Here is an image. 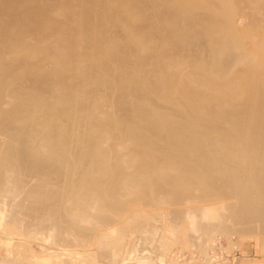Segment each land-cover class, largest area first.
I'll return each mask as SVG.
<instances>
[{
  "label": "bare ground",
  "instance_id": "bare-ground-1",
  "mask_svg": "<svg viewBox=\"0 0 264 264\" xmlns=\"http://www.w3.org/2000/svg\"><path fill=\"white\" fill-rule=\"evenodd\" d=\"M0 117L11 120L0 124V140H9L0 141L1 224L8 202L12 213L47 216L58 248L59 235L75 230L51 216H83L70 223L82 245L97 206L122 202L115 216L136 203L186 201L208 204L182 212L202 247L221 229L256 234L264 229V0H0ZM18 167L71 177L70 198L47 199L46 178L26 190L37 203L21 199ZM124 199L131 209L118 210ZM74 247L60 255L80 260Z\"/></svg>",
  "mask_w": 264,
  "mask_h": 264
},
{
  "label": "rangeland",
  "instance_id": "rangeland-1",
  "mask_svg": "<svg viewBox=\"0 0 264 264\" xmlns=\"http://www.w3.org/2000/svg\"><path fill=\"white\" fill-rule=\"evenodd\" d=\"M240 16L241 13H239L238 24L240 22ZM2 19H5V17H2ZM29 29L30 28H26L25 31L29 32ZM9 121L11 120L0 117L1 125L7 126L10 124L8 123ZM3 137H5V135ZM0 138H2V135ZM5 140L9 142L8 138H5ZM5 140L3 138V141H0L5 142ZM19 144L20 143L17 141L12 142V145H15L14 148L16 149L17 147L18 151L20 148V151H24L25 149V152H28L30 149L28 153L36 152L34 148L37 145L34 146L33 143H30V145L21 144L22 146H19ZM21 147H23V149ZM148 165L150 164L142 166L140 170L144 168L146 174L152 172ZM4 170L5 169L1 171ZM19 170V173L17 171L16 174L18 173L20 179H18V176H15L14 180L22 189L23 196L21 195V199L26 196L23 200L28 198V202H30V199L32 202L35 200L33 203L36 201L38 202L40 197H34L35 199L30 197L28 195L30 192L29 189L32 190L35 186L37 188V185L40 187L41 185L44 186V184L47 185L48 182L50 185H47V188L46 186L41 187L50 190L46 194L47 199H51L52 196L50 195H53L57 191V195L55 194V196L60 195L61 197V195H64L70 198V194L66 195V192L70 193L72 188V184L70 183L72 180L71 177H64L65 180L64 178H60V176H56V174H51L47 177L45 172L38 170H31V175L28 174L25 176L24 174H27L29 170L24 174H20V172L23 173L21 168H19ZM25 171L26 169L24 172ZM110 172L118 173V171L114 169L109 170V173ZM142 172L143 171H140V174H144V172ZM21 175L23 177H21ZM46 178H49L48 182ZM51 178L54 179V183ZM19 181L23 182L19 183ZM43 181H46L47 184ZM64 181H67V183ZM27 183L29 186L25 189ZM2 185L3 184L0 181V197L1 191L3 190ZM64 186L65 188L61 190ZM53 187H56V190ZM52 189H54V191ZM26 190H28V193ZM130 199L132 200L133 197H130ZM125 201H127V203ZM125 201L123 202L128 205L124 204V208L122 207L121 209L120 207L123 203H115L116 201L112 200L114 206H108V208L104 205L102 208L101 206H97L98 208L96 207L97 209L95 208V210L92 211L91 223H89L88 220H86V222L88 221L87 223H84V226L88 231L87 237L90 236L88 240L85 241L87 244H76V238L79 236V232L76 229L70 228V223L80 222V219L83 216L67 211L63 212L61 216H51L55 219L51 222L54 223L53 225L58 224L57 219L63 221L62 230H65L64 232H72L75 230L74 233L72 232V235H59L62 245H59L60 247L58 246V248L57 246H52L48 242L50 227L47 225V216H30L32 215L31 212L19 207L16 208L17 210L15 213H12V206L9 202L7 204L3 201L6 203L7 211L10 212V219L2 224L0 223V264H212L208 254L212 249L218 246L225 252H233L236 254L235 264H264V229H258L256 234L249 236L239 233L237 234L236 232L229 234L224 229H221L215 232L213 236L207 235L206 238L208 239V243L206 246H201L199 236L201 234H196L192 231L186 216L182 215L184 214L182 212L192 207L208 206L207 203H197L196 205L191 202L180 201L176 203V205L170 204L171 206L162 203V205L155 203V205H147L146 207L136 203L137 207L135 204L133 207L131 205L133 203H130L129 200ZM181 202H183V205ZM81 203L87 205L85 201H81ZM118 204H121L119 208H117ZM115 205L118 210L123 209L124 211L125 208L129 209V206H132L131 208L133 209L130 208L131 210L127 213L115 214L114 216L112 213L113 211L115 212V210H113ZM65 206L66 202H63L64 209ZM117 209L116 211H118ZM127 209L125 210L127 211ZM167 210L172 212L167 214ZM177 211L180 214L179 217ZM174 212H176L175 215H173ZM219 216H221V220L224 221L229 215L228 212H222ZM259 216H264V214H259ZM40 219H42L43 222L41 225H39ZM105 222L106 227L103 226L105 225ZM73 247L82 253L83 256L79 258L82 260L81 262L78 259H72L70 256L60 255L62 250L72 249Z\"/></svg>",
  "mask_w": 264,
  "mask_h": 264
},
{
  "label": "built area",
  "instance_id": "built-area-1",
  "mask_svg": "<svg viewBox=\"0 0 264 264\" xmlns=\"http://www.w3.org/2000/svg\"><path fill=\"white\" fill-rule=\"evenodd\" d=\"M208 255L212 264H235L236 262L235 253L225 252L219 246L212 249Z\"/></svg>",
  "mask_w": 264,
  "mask_h": 264
}]
</instances>
